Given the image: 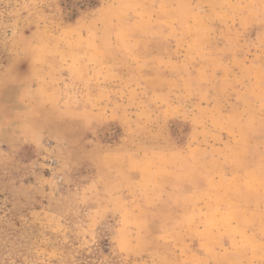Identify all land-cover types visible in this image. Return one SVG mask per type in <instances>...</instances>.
Segmentation results:
<instances>
[{
    "label": "rangeland",
    "instance_id": "1",
    "mask_svg": "<svg viewBox=\"0 0 264 264\" xmlns=\"http://www.w3.org/2000/svg\"><path fill=\"white\" fill-rule=\"evenodd\" d=\"M137 7L0 0V264H235L171 229L165 196L181 174L156 163L173 160L190 124L154 103L150 80L167 71L156 44L123 32Z\"/></svg>",
    "mask_w": 264,
    "mask_h": 264
},
{
    "label": "crops",
    "instance_id": "2",
    "mask_svg": "<svg viewBox=\"0 0 264 264\" xmlns=\"http://www.w3.org/2000/svg\"><path fill=\"white\" fill-rule=\"evenodd\" d=\"M137 4L123 32L156 44L167 74L150 80L160 96L154 103L166 105L167 120L190 124L173 160L156 163L168 177L181 174L165 196L175 212L171 229L228 250L235 264H264V0ZM137 71L144 76L143 66ZM245 240L253 258L234 253Z\"/></svg>",
    "mask_w": 264,
    "mask_h": 264
}]
</instances>
